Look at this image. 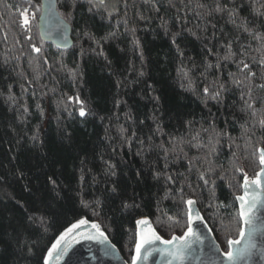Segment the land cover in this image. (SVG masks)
<instances>
[{"label": "trees", "instance_id": "16d2710c", "mask_svg": "<svg viewBox=\"0 0 264 264\" xmlns=\"http://www.w3.org/2000/svg\"><path fill=\"white\" fill-rule=\"evenodd\" d=\"M114 2L57 0L72 28L63 52L38 36L40 0H0V264H43L80 219L131 263L135 222L181 236L187 199L224 252L239 237L235 199L264 149V0Z\"/></svg>", "mask_w": 264, "mask_h": 264}, {"label": "water", "instance_id": "95a60500", "mask_svg": "<svg viewBox=\"0 0 264 264\" xmlns=\"http://www.w3.org/2000/svg\"><path fill=\"white\" fill-rule=\"evenodd\" d=\"M93 1L99 3V0ZM56 3L57 0H40L41 6L38 15L39 17L37 20L38 36L44 44L51 45L56 48V50L67 52L72 48L73 45L71 36L72 28L69 23L59 14ZM104 3H106V0H104ZM261 150L264 149L260 148L258 150L259 158L261 155ZM259 169L260 170L257 173H261L260 186L252 183L253 180L257 179V175L254 178H250L247 176L249 185L247 186V188H245L243 179L241 189V195H244L245 191H247L248 195L246 198L251 200L253 197H255L257 201L256 207L253 210L254 231H251V240H249L250 229L247 226H244L246 235L244 239L241 240L240 244L234 246V251L236 249L244 248L245 245L249 244V242H251L254 247L251 248L248 255L239 257L235 261V264H264V165L260 164V159ZM235 203L237 204V210L239 213L240 201L235 199ZM186 208L188 219L187 205ZM192 208L193 231L197 235L201 236L203 243L201 244L199 242H195L193 237L194 242L192 248L188 250V255L182 262V264H229V262L225 260L222 255H220V253L224 251L219 246L218 242L215 239V236H213L210 226L207 225V222L205 221L203 215H201L197 204L195 203ZM197 215L201 219L198 220L196 218ZM140 220H147L148 224L140 225L138 228L137 223L135 222L136 241L137 232H140L142 235H146L149 238H151V232H155L158 236H160L156 229L153 227L152 222L148 218H140ZM87 221V225L78 229L75 233H73L71 237L62 242L60 248L70 246L68 253L57 258L56 252H54L53 257L49 259V264H132V258L131 263L126 262L122 257L121 252L118 251L116 246L112 243V241H110L108 237L107 243H99L95 240L90 241L82 239L81 234H87L88 232L97 235L96 230L92 229L91 225L93 223L99 225V223L91 222L89 220ZM77 222L78 221H76L75 223ZM69 227H71V225ZM66 229H64V231ZM100 230L104 232L101 226ZM60 235L54 240L53 243H55L56 240L59 239ZM161 239L167 240L165 238ZM217 246L219 247V251H216ZM171 248L172 245H164L159 241H153L151 244H146L145 247L141 250L140 258L137 260V264H169V261L172 260V258L166 254L162 255L161 252L157 250H171ZM59 250L60 249L58 248L56 251ZM133 250L134 252L132 257L136 255L135 246ZM149 251L150 254L147 255V258L145 259V253ZM47 252L45 257L47 256ZM172 264H177V262L175 260H172Z\"/></svg>", "mask_w": 264, "mask_h": 264}, {"label": "snow or ice", "instance_id": "6c2138e0", "mask_svg": "<svg viewBox=\"0 0 264 264\" xmlns=\"http://www.w3.org/2000/svg\"><path fill=\"white\" fill-rule=\"evenodd\" d=\"M89 3L93 4V7L98 6L97 4L93 3V0H89ZM103 3H104V0H99V4H103ZM215 10L218 12L222 11V9L219 6ZM37 11H39V9H37ZM46 11H47V9H46ZM254 11L257 14L264 15V13L260 12L259 8L254 7ZM19 15L21 17V27L25 28V30H28L27 26L30 24L29 8H27V7L23 8L20 11ZM32 18H35L34 15ZM256 38L258 40L261 39V37H259V36H257ZM29 39H31V37H29ZM262 48H264V45H262ZM32 51L39 54L41 52V48L37 47L35 45H32ZM45 62H47V61H45ZM260 63H261V65H264V56H262ZM240 65H242V67H240ZM238 67H240V71L243 72L245 69L249 68V65L247 63H245L243 60H241ZM253 76H255V73L249 71L248 75L245 77V79H250ZM234 83L240 84V83H242V81L234 80ZM221 87H223V86L221 85ZM260 87H264V85H260ZM204 92H205V94H209L210 89L208 87H205ZM218 95H219V92L213 93L212 98L215 99ZM69 99L71 100V98H69ZM248 107L251 108L252 105L248 104ZM25 111H27V109H25ZM79 115L81 117H84L86 115L85 109L83 107H81V109L79 111ZM252 115H253V117L256 116L255 111H253ZM258 124H259L261 129H264V116H262L258 120ZM248 131H249L248 129H245V132H248ZM253 134H255V133H253ZM193 139H196V137H193ZM209 145H210V147H209V155H210L216 149H215V145L212 144L211 139L209 140ZM193 146L194 147H202V145H200V144H196ZM260 164L264 165V150H261ZM213 171H214V169L212 167H209L205 171L200 172L199 179L201 181H203L205 185H207L209 183L208 176ZM236 171L242 172L243 170L237 168ZM157 175H159V174H157ZM260 176H261V173H257V179L253 180L252 183L260 186ZM168 179L171 180L172 178L168 177ZM248 185H249V180H248V177L245 175L244 176L245 188H247ZM112 191L115 192L116 190L113 189ZM247 195H248V193H247V191H245L244 195H240V196L236 197V199L238 201H240L239 219H240L241 224H242L240 231H239V239H228L227 240V246H228L227 251L220 253V255H222L224 257V259L229 262V264H235V261L239 257L244 256V255H248L250 253L251 248L254 247V245H252L251 242H249V244L245 245L244 248L236 249L234 251V246L240 244L241 240H243L245 235H246L244 226H247L250 229L249 240H251V231H254L253 210L256 207L257 201H256L255 197H253L251 200L247 199L246 198ZM97 203H99V202L97 201ZM184 203L188 206V219H187V230L183 233V235H181V236L173 235L170 240H162L161 237L158 236L155 232L150 233L151 238H149L146 235H142L140 232H137V241L135 244L136 255H134L132 257V264H137V260L140 258L141 250L145 247L146 244H151L153 241H159L161 244H164V245H172L171 250H167V249L160 250V249H158L157 251H160L162 255L166 254V255L170 256L172 258V260H175L177 262V264H182V262L186 259L187 255H188V250L192 248L194 240H195V242H199L201 244L203 243L201 236L197 235L193 231V216H192L193 208H192V206L196 203V201L193 199H187L186 201H184ZM209 206H211V205H209ZM124 207L127 208V207H129V205L125 204ZM196 218L198 220L201 219L198 215ZM169 220H172L175 223H179L178 218H174V217L169 216ZM40 223L41 224L44 223L43 218L40 219ZM136 223H137V226L139 228L140 225H147L148 221L147 220H137ZM87 224H88L87 220L80 219L77 223H74L71 225V227H68L60 235L59 239H57L56 242L53 243L51 248L48 250L47 256L44 258V264H49V259L53 257L54 252H56L57 258H59L62 255H66L69 251L70 246L60 248L62 242L66 241V239L71 237L73 235V233H75L78 229L82 228L83 226H85ZM91 227H92V229L96 230L97 235H94L93 233L88 232L87 234H81V238L84 240H90V241L95 240L99 243H107L108 238L105 235V233L100 230V226L98 224L93 223L91 225ZM193 237H194V240H193ZM58 248L60 250L56 251ZM216 251H219L218 246L216 247ZM149 254H150V251L146 252L144 258L146 259L147 255H149ZM172 260L169 261V264H172Z\"/></svg>", "mask_w": 264, "mask_h": 264}, {"label": "rangeland", "instance_id": "374dc122", "mask_svg": "<svg viewBox=\"0 0 264 264\" xmlns=\"http://www.w3.org/2000/svg\"><path fill=\"white\" fill-rule=\"evenodd\" d=\"M93 3L97 4L98 5L97 7H100L101 9H104L106 11H109V9H112L113 6H116V2H114V0H107L106 3H104V4H99V3H96L94 1H93ZM114 9H115V7H114Z\"/></svg>", "mask_w": 264, "mask_h": 264}]
</instances>
